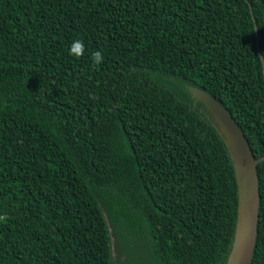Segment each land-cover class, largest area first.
Wrapping results in <instances>:
<instances>
[{
	"label": "trees",
	"instance_id": "16d2710c",
	"mask_svg": "<svg viewBox=\"0 0 264 264\" xmlns=\"http://www.w3.org/2000/svg\"><path fill=\"white\" fill-rule=\"evenodd\" d=\"M260 52L264 0H0V264H228L238 170L193 90L264 155Z\"/></svg>",
	"mask_w": 264,
	"mask_h": 264
},
{
	"label": "water",
	"instance_id": "95a60500",
	"mask_svg": "<svg viewBox=\"0 0 264 264\" xmlns=\"http://www.w3.org/2000/svg\"><path fill=\"white\" fill-rule=\"evenodd\" d=\"M260 53L264 63V56L262 52ZM220 107L226 113L224 122H221L217 114L213 112L223 128L221 131L227 136V141L230 143L238 170L241 194L238 229L229 263L235 251L240 250L239 263L250 264L256 243L260 207L258 164L264 160V155L260 157L254 155L245 134L234 118L223 106L220 105Z\"/></svg>",
	"mask_w": 264,
	"mask_h": 264
},
{
	"label": "rangeland",
	"instance_id": "374dc122",
	"mask_svg": "<svg viewBox=\"0 0 264 264\" xmlns=\"http://www.w3.org/2000/svg\"><path fill=\"white\" fill-rule=\"evenodd\" d=\"M193 93L198 97H200L201 99H203L205 103H207V105L217 114L221 122L225 121V117H226L225 111L210 95L197 88H194ZM221 130L223 131V128H221ZM239 251L238 250L235 251V253L232 256L231 262L229 264H240L239 262H240L241 254L239 253Z\"/></svg>",
	"mask_w": 264,
	"mask_h": 264
},
{
	"label": "clouds",
	"instance_id": "9594fccd",
	"mask_svg": "<svg viewBox=\"0 0 264 264\" xmlns=\"http://www.w3.org/2000/svg\"><path fill=\"white\" fill-rule=\"evenodd\" d=\"M84 51V43L83 40H75L70 46V54L75 55L77 57L81 56ZM92 63L96 66H99L103 61L102 51L97 50L91 55Z\"/></svg>",
	"mask_w": 264,
	"mask_h": 264
}]
</instances>
